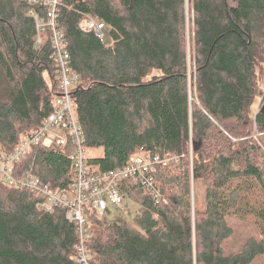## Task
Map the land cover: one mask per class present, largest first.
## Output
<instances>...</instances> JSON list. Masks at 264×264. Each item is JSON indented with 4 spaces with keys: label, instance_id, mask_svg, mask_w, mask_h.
Instances as JSON below:
<instances>
[{
    "label": "trees",
    "instance_id": "trees-1",
    "mask_svg": "<svg viewBox=\"0 0 264 264\" xmlns=\"http://www.w3.org/2000/svg\"><path fill=\"white\" fill-rule=\"evenodd\" d=\"M57 9L85 151H102L87 156L89 165L113 170L139 149L163 160L155 178L164 203L122 186L143 208L136 227L86 215L87 263L252 264L264 255V136L249 138L254 127L264 132V104L251 121L256 69L264 65V0H59ZM86 15L104 23L110 43L79 27ZM47 21L44 4L0 0V159L55 108L53 32L37 27ZM71 149H33L13 174L28 171L52 189L66 188ZM197 181L205 187L203 210L194 205ZM35 201L0 183V264H82L77 224L64 209L38 211ZM230 220L249 222L256 234L236 250L227 249Z\"/></svg>",
    "mask_w": 264,
    "mask_h": 264
},
{
    "label": "built area",
    "instance_id": "built-area-1",
    "mask_svg": "<svg viewBox=\"0 0 264 264\" xmlns=\"http://www.w3.org/2000/svg\"><path fill=\"white\" fill-rule=\"evenodd\" d=\"M29 1L47 6L48 21L39 23L37 27H49L53 32L54 55L60 66V93L54 110L44 119L40 128L31 131L8 156L1 157L0 183L32 193L36 200L35 208L40 212L51 213L56 208L64 209L66 218L78 226V262L88 264L84 248V238L89 236L84 229L86 215L94 213L102 217L108 205L116 207L123 214L122 205L126 195L122 186L127 183L138 186L154 204L164 203V195L157 187L155 178L157 166L163 160L160 156L146 153L145 149H139L122 167L105 172L92 169L87 161L84 136L76 120L75 103L71 96L76 76L67 65L65 45L55 29L59 0ZM34 17L37 20V16ZM79 27L94 32L99 39L104 38L105 25L100 19L83 16ZM68 145L72 147L69 156L73 161V176L68 187L52 189L28 171L19 177L13 174V166L29 151L40 147L66 148Z\"/></svg>",
    "mask_w": 264,
    "mask_h": 264
},
{
    "label": "rangeland",
    "instance_id": "rangeland-1",
    "mask_svg": "<svg viewBox=\"0 0 264 264\" xmlns=\"http://www.w3.org/2000/svg\"><path fill=\"white\" fill-rule=\"evenodd\" d=\"M189 9V4H188ZM105 42L110 43L111 39L108 34L105 35ZM186 50L187 55L189 57V68L193 67V26L191 22V15L187 13V24H186ZM258 72V82L260 81L257 96L253 102L251 108V121L253 122L254 115L257 112L259 107H262L264 104V65L256 69ZM154 74V73H152ZM150 74V75H152ZM263 74L262 78L261 75ZM261 79V80H260ZM252 135L249 138H252L255 141H258L259 138L264 136V132L258 131L255 127L252 129ZM101 149L89 150L86 151V155L88 157H94L101 155ZM204 190L205 187L202 182H195L193 184V195H194V205L195 208L199 210H203L204 207ZM122 208L124 213L121 214L120 210L116 207H112L110 205L107 206L106 210L101 217L103 223L109 225L112 223H122L129 222L130 225L136 227V220L140 216L143 211L142 206L134 201V199L130 196L124 197ZM230 227L233 229L232 237L227 241V249L228 250H236V248L241 245L247 238L250 236H255V231L252 225L249 222H239L235 220H230L228 222ZM252 264H264V255L258 257Z\"/></svg>",
    "mask_w": 264,
    "mask_h": 264
},
{
    "label": "water",
    "instance_id": "water-1",
    "mask_svg": "<svg viewBox=\"0 0 264 264\" xmlns=\"http://www.w3.org/2000/svg\"><path fill=\"white\" fill-rule=\"evenodd\" d=\"M262 109H264V108H262ZM192 193H193V190H192Z\"/></svg>",
    "mask_w": 264,
    "mask_h": 264
}]
</instances>
